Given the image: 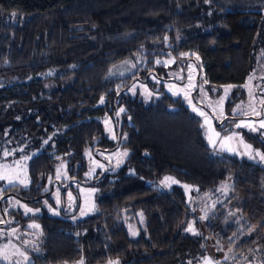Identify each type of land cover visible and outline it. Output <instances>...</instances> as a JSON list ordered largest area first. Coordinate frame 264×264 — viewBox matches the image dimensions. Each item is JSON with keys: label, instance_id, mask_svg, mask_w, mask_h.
I'll return each mask as SVG.
<instances>
[{"label": "trees", "instance_id": "obj_1", "mask_svg": "<svg viewBox=\"0 0 264 264\" xmlns=\"http://www.w3.org/2000/svg\"><path fill=\"white\" fill-rule=\"evenodd\" d=\"M258 1L0 0V138L10 139L13 146L27 144V153L39 150L28 162L29 185H10L0 198L8 218L20 217L15 224L40 225L42 250L36 262L192 264L211 245L236 243L237 254H259L264 264L263 242L257 247L254 237L241 235L231 240L241 229L225 210L236 201L242 222L264 233V165L214 155L202 119L183 97L167 93L154 80L169 79L166 68L186 72L198 56L206 85L243 84L258 50L264 59V12L256 9ZM143 51L146 64L131 74L108 77L113 65ZM168 52L176 57L175 64L155 63ZM50 81L56 87L47 91ZM136 81L149 85V100L140 90L129 91ZM106 116L113 122L114 138ZM96 147L127 148L129 154L120 168L97 169L88 180L105 193L95 214L75 220L74 213L64 210L60 215L21 216L20 210L8 208L10 195L34 205L52 199L51 187L41 189L50 175L62 184L71 177L86 180L88 153L95 155ZM60 162L66 165V178L55 175ZM167 176L212 194L232 177L231 194L209 212L205 232L186 230L194 213L180 185L167 191L150 185ZM138 212L144 225L133 237L118 218ZM194 224L192 228L199 225Z\"/></svg>", "mask_w": 264, "mask_h": 264}, {"label": "rangeland", "instance_id": "obj_2", "mask_svg": "<svg viewBox=\"0 0 264 264\" xmlns=\"http://www.w3.org/2000/svg\"><path fill=\"white\" fill-rule=\"evenodd\" d=\"M257 10L264 12V0L255 2ZM253 3V4H255ZM188 55V54H186ZM160 61V63H157ZM176 57L170 52L164 57H158L155 60L156 64L171 65L175 64ZM147 62L145 52L137 54L133 58L125 59L115 65H113L109 72L108 77H121L133 73L138 66L144 65ZM200 64H202L200 66ZM201 67L203 63L200 60H190L186 72L181 69L172 71L170 68H166L169 79H160L155 81H161L167 93L173 96H181L185 99L187 105L193 110L192 105H195L197 109L202 110L208 117V122L205 123V117L197 114L201 119L204 127L205 137L208 145L212 148L214 155L229 154L235 155L240 158H246L253 160L264 165V160L260 159V156L256 155L257 151L264 154L262 146L264 145V128L260 127V122L264 121V59L263 51L258 50L254 55V62L251 70L247 76L246 81L243 84H225L221 88L206 85L203 73H201ZM170 72V73H169ZM72 79H67V84L71 83ZM153 81V79H152ZM56 87L53 81L47 82L44 88L50 91ZM130 89H134L130 91ZM130 92L135 93L140 90L141 96L149 100L148 93L151 92L147 83L136 81L131 88ZM245 94L243 95V93ZM191 100V104H189ZM229 108L226 105L230 103ZM10 110H6L3 116L7 115ZM242 116V117H239ZM21 118V115H17ZM256 117V118H254ZM104 122L107 126L111 137H114V129L112 120L106 116ZM248 124L251 127H236L237 124ZM255 129L252 130V129ZM11 126L7 125L6 130L9 132ZM215 133H219L217 137ZM250 135L255 141L261 143V147H255L249 142L244 134ZM225 137H231L229 140H225ZM209 138L216 141L215 146L209 143ZM10 139L0 138V173L9 176L13 183L9 184L7 180H0V194L3 190L10 186L19 184L22 186H28L30 178L28 174V162L33 155L39 152L32 151L27 153V144L23 145H11ZM250 145L251 147H247ZM11 153L5 157L4 152ZM129 150L127 148H118L116 150L102 151L99 153L107 162H112L114 170L124 165L127 156L117 155L122 154ZM30 157V159H25ZM121 161L117 166V161ZM88 162L90 164V170L83 174V177L88 181L97 169L103 170L105 165L92 153H88ZM66 165L60 162L56 166L55 175L59 178H66L65 173ZM171 177V176H167ZM52 176L48 178V184L42 189L45 190L51 187L53 180ZM171 180L163 179L160 182L151 183L150 185L161 191L170 190L173 185H180L186 194L187 201L190 203L193 209V220L198 222L199 225L194 231L189 232H205V224L209 212L222 200L224 196L231 194L230 190L233 185L232 177L222 183L214 194L207 191L200 193L198 187L192 184L181 183L175 178L171 177ZM173 181H176L175 183ZM50 184V185H49ZM53 186V185H52ZM54 190L52 199L44 198L39 204H32L27 200L14 195L8 196V208L17 209L21 211V216H33L41 215L45 212L51 215H60L64 210L67 213H74L73 219L79 220L85 217L91 216L97 212V201L105 193L99 186L86 185L84 183L74 182L65 190V193L61 192L59 185L52 187ZM50 191V190H49ZM70 194V195H69ZM54 202V204H52ZM225 202V201H224ZM31 209L32 211H27ZM225 210L227 217L233 222H237L240 226L241 232L231 237L232 241L239 239V235L254 237L256 239V246L260 247L262 242L264 243V233L259 232L257 228L249 229L242 222L238 209V203L236 201H230L226 204ZM58 213V214H57ZM83 213V214H82ZM19 216H12L8 218V223H0V249H6L8 253V260H0V264H32L36 262L35 255L40 254L42 244V231L40 225L37 222L26 223L19 221ZM0 220L5 221L2 213H0ZM118 221L127 228L130 235L136 237L141 228L144 225V216L142 212H138L134 215H121ZM189 226L195 225L191 223ZM39 225V228L29 227L30 225ZM188 231V230H187ZM135 233V234H134ZM236 243L229 246H216L211 245L209 253L199 262L192 264H205L206 258L211 260L212 264H262L263 258L259 254L254 255H239L235 252ZM20 253H24L28 260L25 261L24 256ZM116 264L118 260H110L104 264ZM39 264L38 262H36ZM85 263L84 259H80L79 264ZM120 263V262H119Z\"/></svg>", "mask_w": 264, "mask_h": 264}, {"label": "snow or ice", "instance_id": "obj_3", "mask_svg": "<svg viewBox=\"0 0 264 264\" xmlns=\"http://www.w3.org/2000/svg\"><path fill=\"white\" fill-rule=\"evenodd\" d=\"M184 55H186V54H184ZM197 60H199V57H198V56H197ZM157 63H160V61H157ZM130 91H133V92H134V89H130ZM148 95L151 96V93H148ZM173 95H177V93L174 92ZM101 102H103V98H101ZM188 102H189V104L192 103L191 100H189ZM262 103H264V101H262ZM192 108H193V111H194V112H197L200 116H204V117H205V123L208 122V117H207V115H206L205 112H203V111L200 110V109H197V108L195 107V105H192ZM120 111L123 112L124 109L121 108ZM241 126H244V127H251V125L243 124V122H241V124H237V125H236V127H238V128L241 127ZM260 127H261V128H264V121H261V122H260ZM252 130L255 131L254 128H253ZM215 135L218 137V136H219V133H215ZM113 138H114V137H113ZM229 139H231V137H225V140H229ZM47 142H48L47 140L44 141V143H47ZM209 143L212 144L213 146H215L216 141L213 140V139H211V138H209ZM247 147H251V146L248 145ZM10 154H11V153H9L8 151H5V152H4V156H5V157L9 156ZM117 155L127 156L128 153H127V151H125V152H123L122 154L118 153ZM256 155L260 156V159H261V160H264V154H262V153H260V152L257 151ZM25 159H30V157H25ZM120 162H121V161H119V160L117 161V166H119V163H120ZM171 179H172L171 177H166V178H165V180H171ZM0 180H7L9 184L13 183V180H12L9 176H7V175H5V174H3V173H0ZM173 182L175 183L176 181H173ZM69 195H70V194H69ZM27 211L30 212V211H32V210H31V209H27ZM57 214H58V213H57ZM82 214H83V213H82ZM0 223H5V221L0 220ZM29 227L39 228V225L33 224V225H30ZM187 230H188V231H194V229H193L191 226H189V228H188ZM134 234H135V233H134ZM20 255H21V256H24L25 261L28 260V257H27L24 253H20ZM0 260H5V261L8 260V253H7L6 249H0ZM110 264H111V262H110ZM205 264H212V262H211V260H208V259L206 258V262H205Z\"/></svg>", "mask_w": 264, "mask_h": 264}, {"label": "water", "instance_id": "obj_4", "mask_svg": "<svg viewBox=\"0 0 264 264\" xmlns=\"http://www.w3.org/2000/svg\"><path fill=\"white\" fill-rule=\"evenodd\" d=\"M146 80H147V79H145V81H146ZM114 118H115V116H114ZM115 124H116V127H117V123H116V122H115ZM120 142H121V136H120V134L118 133V138H117V144H116V147H118V146L120 145ZM94 153L97 154V148L94 149ZM112 169H113V164H112V162H107V167L104 169V172H107V171L112 170ZM72 181H76V182H79V183H84V184H86V185H90V184L92 183V181H84V180H81V179H79V178H74V179L69 180V181L66 182L65 184H62L60 179H56L57 184L60 186V188H61L63 191H65V190L68 188L69 184H70ZM2 199H3V197L0 198V205H1L2 214H3L4 218H5V223H4V224L7 225V223H8V217L6 216V214H5L4 210H3ZM30 200H32V199H30Z\"/></svg>", "mask_w": 264, "mask_h": 264}, {"label": "flooded vegetation", "instance_id": "obj_5", "mask_svg": "<svg viewBox=\"0 0 264 264\" xmlns=\"http://www.w3.org/2000/svg\"><path fill=\"white\" fill-rule=\"evenodd\" d=\"M254 118H256V117H254ZM97 148V154H95L96 155V158H98L104 165H105V168L107 167V159H104L103 157H102V155H100L99 153H101L102 151H108L109 149H107V148H102V147H96ZM104 168V169H105ZM104 169H103V171H104ZM74 178H77V177H71L70 179H74ZM56 179L57 178H55V177H53L51 180H53V184H51V189H52V187L53 188H55V186H57L58 184H57V182H56ZM69 179V180H70ZM67 182V181H66ZM74 182H76V181H73L72 183H74ZM63 184H65V183H63ZM53 185V186H52ZM70 185V184H69ZM60 187V186H59ZM69 188V187H68ZM53 190V189H52Z\"/></svg>", "mask_w": 264, "mask_h": 264}, {"label": "crops", "instance_id": "obj_6", "mask_svg": "<svg viewBox=\"0 0 264 264\" xmlns=\"http://www.w3.org/2000/svg\"><path fill=\"white\" fill-rule=\"evenodd\" d=\"M79 261H80V259L77 260V261H75V262H73V263H68V264H79ZM84 262H85V263H82V264H90V263H88L85 259H84ZM105 263H106V262H105ZM102 264H104V263H102ZM116 264H121V263H119V261H118Z\"/></svg>", "mask_w": 264, "mask_h": 264}]
</instances>
